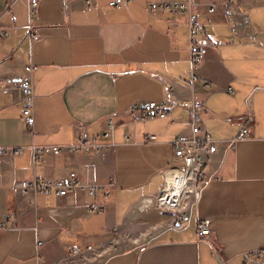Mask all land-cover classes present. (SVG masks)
Returning <instances> with one entry per match:
<instances>
[{"label":"crops","instance_id":"crops-1","mask_svg":"<svg viewBox=\"0 0 264 264\" xmlns=\"http://www.w3.org/2000/svg\"><path fill=\"white\" fill-rule=\"evenodd\" d=\"M95 0H40L37 41L26 36L28 2L21 0L0 20V87L18 81L32 65L34 127L21 115L22 96L0 92V264H58L71 246L81 254L65 264H264V0L236 5L228 22L223 0H198L204 56L195 84L203 102L201 126L217 142L205 155L209 183L186 210L180 225L146 198H156L165 170L176 162L172 142L189 133L184 102L192 96L186 19L147 9L136 0L109 9ZM215 3L214 14L204 5ZM6 4L0 1V13ZM231 89L232 94L228 93ZM165 102L164 119L133 123L130 107ZM115 114V146L100 154H60L36 161L30 146H65L81 132L100 135ZM250 118V137L230 146ZM124 134L131 139L124 141ZM149 135L154 141H147ZM23 149L18 155L13 149ZM107 188L98 198L23 196L21 181L64 178ZM99 209L100 212H91ZM10 216L6 220V216ZM199 223L208 235L199 240ZM158 241L141 250L124 245Z\"/></svg>","mask_w":264,"mask_h":264},{"label":"built area","instance_id":"built-area-1","mask_svg":"<svg viewBox=\"0 0 264 264\" xmlns=\"http://www.w3.org/2000/svg\"><path fill=\"white\" fill-rule=\"evenodd\" d=\"M6 4L5 10L0 13V20L4 15H9L11 21L15 23V17L11 14L10 9L13 5L21 0H0ZM65 1V7H67L68 0ZM83 8L86 11H90L95 7V0H82ZM136 0H110L106 6L109 9H121L128 6L130 3ZM147 9L150 11H159L168 15L169 17H184L186 19V25L188 28L189 39V53H190V73L189 84L192 90V96L184 102L189 113V133L186 135H180L176 137L173 142L174 157L182 161L183 166L170 167L165 170V181L156 198H146L147 204L156 203L157 208L166 209L169 211H175L181 207V200L185 194L190 193L193 196L194 203H196L204 188L208 185L209 181L206 178V165L207 161L205 155H213L217 152V142L212 136L202 128L201 115L203 112V102L194 94L195 84L201 87H206L209 82L202 78L198 72L203 63L204 56L202 54L199 36L203 31V25L200 21V17L197 8L200 7L198 0H146ZM226 6V15L229 23L234 21L236 16L240 13L236 9V5L244 0H223ZM28 2V26L26 30V36L30 42L37 41L39 36L35 31V20L37 16V9L40 0H27ZM206 13L212 15L217 10L215 3H209L204 5ZM8 31L0 27V39L7 37ZM24 74L18 81L4 80V84L0 87V92L7 94L11 87H15L22 96L21 115L24 120L26 128L32 133L34 127V91H33V72L35 68L30 64L24 66ZM228 93L232 94L231 89H228ZM170 106L165 102H139L130 107V114L132 116L133 123L147 122L156 119H164L169 113ZM115 114H111L106 118L105 127L103 132L98 136H90L86 132H81L77 136L75 142L65 146H35L32 145L29 149L36 161H42L49 156H58L60 154H100L103 152H109L116 145L114 141ZM252 120L248 118L244 124L240 133L231 140L230 146H233L238 141L246 140L250 137ZM130 137L124 134V141L130 142ZM156 138L153 135L147 137V141H154ZM7 149L0 148V157L7 153ZM13 152L18 155L23 154V149H13ZM180 173V175H186L185 184L181 191V197L178 202H172L168 198L161 203L163 197L169 191V187L172 184H176L177 181L172 179L174 174ZM15 188L23 196H50L53 195L57 198L67 197L82 193L89 198H98L100 194H104L107 188L103 185L97 184H85L81 182L78 175L74 172H70L64 178H60L55 181L50 180H33V181H21L18 182ZM100 212L99 209H93L91 212ZM10 216H6V220H9ZM186 218V210L179 215L178 224L184 222ZM6 228L5 222H0V230ZM209 231L205 224L199 223L196 228V234L199 240H202L208 235ZM81 254V249L73 245L69 249L66 260L61 261L58 264H65L67 260H73ZM74 264V263H71ZM77 264V263H75ZM79 264V263H78Z\"/></svg>","mask_w":264,"mask_h":264},{"label":"rangeland","instance_id":"rangeland-1","mask_svg":"<svg viewBox=\"0 0 264 264\" xmlns=\"http://www.w3.org/2000/svg\"><path fill=\"white\" fill-rule=\"evenodd\" d=\"M183 166L182 162H176L172 165V167H178L181 168ZM194 200H193V196L188 193L185 194L181 200V207L175 211H169L166 209H160L157 208V202L156 203H151L150 205L158 212H160L161 214H167V215H171L174 219V222L176 224H178V219H179V215L182 214L184 212V209L187 210L190 207L194 206ZM158 241V237H153L150 239H146L145 242L143 243H139V244H134V245H124L121 249V251L123 250H129V249H136V250H141L143 248L148 247L149 245H151L154 242Z\"/></svg>","mask_w":264,"mask_h":264},{"label":"bare ground","instance_id":"bare-ground-1","mask_svg":"<svg viewBox=\"0 0 264 264\" xmlns=\"http://www.w3.org/2000/svg\"><path fill=\"white\" fill-rule=\"evenodd\" d=\"M185 178L186 175H180V173L174 174L172 176L173 180H176L177 183L176 184H172L170 185V189L167 192V194L163 197V200L161 201V203H164L165 199H169L172 200V202H178L180 197H181V191L184 187L185 184Z\"/></svg>","mask_w":264,"mask_h":264}]
</instances>
